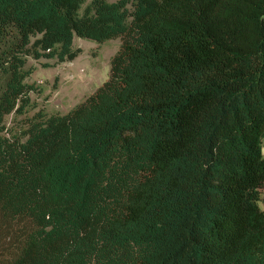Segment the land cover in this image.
Masks as SVG:
<instances>
[{"label":"trees","instance_id":"1","mask_svg":"<svg viewBox=\"0 0 264 264\" xmlns=\"http://www.w3.org/2000/svg\"><path fill=\"white\" fill-rule=\"evenodd\" d=\"M75 38L108 80L28 116ZM263 144L264 0H0V264H264Z\"/></svg>","mask_w":264,"mask_h":264},{"label":"rangeland","instance_id":"2","mask_svg":"<svg viewBox=\"0 0 264 264\" xmlns=\"http://www.w3.org/2000/svg\"><path fill=\"white\" fill-rule=\"evenodd\" d=\"M74 45L81 48L82 53L71 62L57 64L55 60H29V65L34 66L35 71L27 82L36 84L39 90L31 93L37 109L28 116H33L39 110L47 114H65L108 80L111 59L118 52L121 40L117 38L99 44L75 38ZM6 123L9 127L16 124L13 116H8ZM260 206L264 209V188L261 191Z\"/></svg>","mask_w":264,"mask_h":264}]
</instances>
